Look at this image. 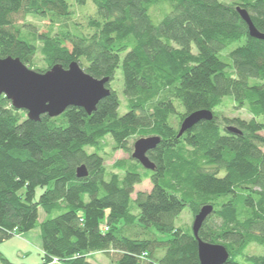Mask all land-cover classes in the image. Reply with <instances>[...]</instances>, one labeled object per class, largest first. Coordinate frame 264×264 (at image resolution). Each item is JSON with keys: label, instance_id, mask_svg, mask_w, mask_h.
<instances>
[{"label": "trees", "instance_id": "obj_1", "mask_svg": "<svg viewBox=\"0 0 264 264\" xmlns=\"http://www.w3.org/2000/svg\"><path fill=\"white\" fill-rule=\"evenodd\" d=\"M238 8L264 34V0H0V58L39 73L77 62L110 83L121 68L128 109L119 116L110 84L92 114L37 122L0 96V245L38 230L40 264H94L105 251L112 264H200L193 224L176 220L209 205L199 239L225 246L226 264H264L249 251L264 246V40ZM228 100L250 119L220 118ZM203 110L213 119L179 137ZM149 137L161 138L154 171L132 158ZM112 145L131 157L107 168ZM146 180L152 190L134 199ZM0 264L27 263L0 251Z\"/></svg>", "mask_w": 264, "mask_h": 264}, {"label": "water", "instance_id": "obj_2", "mask_svg": "<svg viewBox=\"0 0 264 264\" xmlns=\"http://www.w3.org/2000/svg\"><path fill=\"white\" fill-rule=\"evenodd\" d=\"M238 12L247 23L251 36L264 40V34L256 29L248 12L240 8ZM109 84L110 79L92 77L77 62H73L68 69L55 66L45 73H39L29 69L18 58H0V96H5L16 110L26 111L28 118L36 122L44 115L59 117L71 107L82 108L92 114L98 104L110 96ZM213 117L212 112L206 110L191 114L182 122L179 137L201 121H210ZM230 131L239 133L235 128H230ZM160 142V137L137 140L132 158L145 169L154 171L156 167L148 153L156 149ZM77 175L80 178L87 176L86 167L78 168ZM213 210L212 206H204L193 222L200 264H226L230 256L225 246L199 239V231Z\"/></svg>", "mask_w": 264, "mask_h": 264}, {"label": "rangeland", "instance_id": "obj_3", "mask_svg": "<svg viewBox=\"0 0 264 264\" xmlns=\"http://www.w3.org/2000/svg\"><path fill=\"white\" fill-rule=\"evenodd\" d=\"M26 23H29L32 26H35L37 28H42L47 22L38 18L34 17H28L26 19ZM34 63V69H44L45 68V62L43 57L40 53H38L33 61ZM111 89L116 91L120 101L121 105L118 110L119 116H123L125 113H127V105L126 100L123 95L124 86H123V79H122V70L121 68L117 70L116 76L114 81L110 83ZM233 105L231 101H226V104L218 110L219 117H227L229 119L233 118H241L244 120H249L250 116L245 111H235L233 110ZM130 155L125 154L124 152L120 150H113V145L108 149V156L106 157V166L107 168H111V166L118 160H128L130 159ZM152 190V184L149 180H146L141 185L137 186L135 189V193L133 195V198H136V195L138 192H150ZM43 189L39 188L37 190V198L40 197V195L43 193ZM194 222V216L190 211L187 209L184 210V212L179 216V218L176 220V225L178 227H185V226H191ZM34 231V230H33ZM0 251L13 263H28V264H40L42 262V254L38 250V248L28 244L26 242V239L21 238V234H16L11 239L5 241L0 245ZM250 253L252 254H258V255H264V246L260 245H252L249 248ZM30 256H26L29 254ZM26 253V255L24 254ZM108 251L100 252L93 255L92 262L94 264H112L110 257H108Z\"/></svg>", "mask_w": 264, "mask_h": 264}, {"label": "crops", "instance_id": "obj_4", "mask_svg": "<svg viewBox=\"0 0 264 264\" xmlns=\"http://www.w3.org/2000/svg\"><path fill=\"white\" fill-rule=\"evenodd\" d=\"M21 238L26 239V242L28 244L38 248V250L42 254V241H41L40 234H39L38 230H34V231H31L28 233L21 234ZM24 254L26 255V253H24ZM26 256H30V252Z\"/></svg>", "mask_w": 264, "mask_h": 264}]
</instances>
